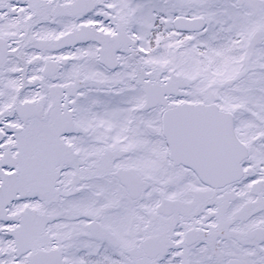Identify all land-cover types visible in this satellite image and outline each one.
Listing matches in <instances>:
<instances>
[{"label": "snow or ice", "instance_id": "snow-or-ice-1", "mask_svg": "<svg viewBox=\"0 0 264 264\" xmlns=\"http://www.w3.org/2000/svg\"><path fill=\"white\" fill-rule=\"evenodd\" d=\"M0 264H264V0H0Z\"/></svg>", "mask_w": 264, "mask_h": 264}]
</instances>
